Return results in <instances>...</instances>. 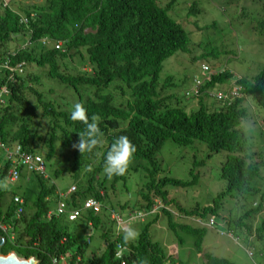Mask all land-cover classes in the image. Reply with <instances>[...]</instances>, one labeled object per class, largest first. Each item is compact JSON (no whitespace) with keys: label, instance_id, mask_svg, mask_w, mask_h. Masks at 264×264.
<instances>
[{"label":"trees","instance_id":"obj_1","mask_svg":"<svg viewBox=\"0 0 264 264\" xmlns=\"http://www.w3.org/2000/svg\"><path fill=\"white\" fill-rule=\"evenodd\" d=\"M34 1L13 7L2 6L0 0V86L7 84L9 88L7 94L0 92V178L11 166L2 148L17 142L26 151L40 152L45 164H54V178L64 174L70 177L69 185L74 183L75 189L66 195L68 205L79 206L87 196L101 205L97 212L82 210L72 221L62 215L47 219L45 213L58 190L42 176L22 169L20 180L28 178L23 184L28 190L14 191L13 187L8 191L9 195L21 196V203L13 202L12 196L9 202H1L6 191L0 188V225H5L0 228L4 241L0 253L14 251L23 258L32 256L36 264H54L52 258L66 254L63 264H120L114 255L118 242L125 248L121 257L124 264H165L168 260L174 264L172 254L169 256L158 241L152 240L150 223L144 224L137 239L124 245L122 232H116L114 221L109 219V209L123 214L148 212L153 205L151 194L164 205L169 204L171 200L164 189L168 184L186 187L196 183L194 166L188 180L157 176L160 161L156 155L166 141L181 146L203 142L209 152L225 153L219 168L224 189L211 203L184 214L200 218L221 215L224 200L235 199L234 219L224 218L226 225L244 228L249 234L263 232L264 136L250 152L252 145L240 122L247 117V98L264 111V70L252 79L238 80L242 96L230 105L209 110L200 100L197 108L187 110L174 93H168L172 75L159 80L167 58L179 51L191 53L187 31L168 14L171 6L160 5L159 0ZM257 1L262 14L259 24L264 26V0ZM189 10L194 15L201 11L193 0ZM196 31L202 32V28ZM210 55L212 51L206 50L200 54ZM19 61H24L20 72L14 69L13 80H8L10 72L2 66L6 63L14 67ZM228 78L229 73L223 72L213 76L210 84ZM76 103L84 105L89 117H100L103 132L101 145L82 154L73 147L78 143V133L84 132V125L71 119ZM259 122L264 135V116ZM120 136H127L136 147L132 170L147 171V181L136 189L133 205L128 200L113 205L110 198L107 200L104 185L108 179L115 182L122 177L109 178L104 172L107 152ZM200 164L203 162L194 165ZM252 194H259L260 201L244 208L243 199ZM161 211L176 238L181 239L177 234L181 230L195 234L194 247L200 251L204 229L178 224L169 210ZM259 213V225L251 231L252 225L246 220ZM154 216V221L159 218L157 213ZM89 228L99 233L102 245L86 257L85 233ZM203 255L207 264H232L224 258Z\"/></svg>","mask_w":264,"mask_h":264},{"label":"rangeland","instance_id":"obj_2","mask_svg":"<svg viewBox=\"0 0 264 264\" xmlns=\"http://www.w3.org/2000/svg\"><path fill=\"white\" fill-rule=\"evenodd\" d=\"M193 1L201 9L200 13L196 14V22L202 28V35L194 36L192 39L190 54L179 51L166 59L159 74V80L164 79L167 75H172V86L168 93H174L179 100V104H186L188 107H194L195 104L193 100L185 99L183 92L187 88L186 86L190 85L193 75L196 74V76L201 77L198 67L203 60L212 66L220 64L227 71L232 72L233 78L216 85L215 90L228 88L236 76L252 79L255 74L264 70V26L259 24L262 17L259 1ZM29 2H33V0H9L8 4L14 7L16 3L26 4ZM36 2L41 3L42 0ZM170 2L171 0H159V4L162 6ZM190 4L191 0H174L169 11L175 17H173L175 20L191 30H195L194 25L191 23L194 16L190 13ZM204 50L207 52L212 51V55L209 57L200 56ZM191 55L199 56L191 60ZM213 56H215V59L212 58ZM45 81L49 83V80ZM247 100L252 108L248 104L244 105L247 117L241 120L240 128L247 135L252 145L250 149V152H252L253 149H256L257 144L260 145L259 141L264 136L259 123L260 118L264 116V111L251 98ZM202 102L210 107L213 104L208 99ZM224 155L223 151L209 152L203 142H193L181 146L171 141H166L156 155L160 161L158 177L166 175L188 180L190 169L193 166L194 172L198 174L197 181L193 185L178 187L168 184L164 189L171 200L170 212L173 221L178 224H189L192 227L204 229L201 239L202 248L197 251V248L194 247L196 236L190 232L180 229L181 231H177V234L181 239L176 238V234L167 227L165 216L156 207L151 208L154 212L145 216L142 220L140 218L131 221L129 228L134 229L139 235L144 224L146 222L150 223L148 229L152 240L158 241L168 255L172 254L174 264H207L204 253L215 258H224L232 264H264V231L249 234L244 228L228 227L224 221V218L227 217L228 219H234L237 210L234 207L235 199L224 200V205L220 208L221 215H213L214 223L211 226L207 225L206 218H202L201 224H199L188 214H184L194 210V208H200L211 203L214 196L224 189L225 181L219 177V168ZM199 162H203V164L194 165ZM143 163L148 166L145 161ZM133 165L132 161L126 174L115 182L108 179L104 184L108 192L107 200L110 198L113 205L123 200H128L129 205H133L137 200L136 189H141L146 183L148 177L145 168L133 171ZM53 167L54 164L45 165V172L48 175L47 184L53 183L59 192H64L70 186V177L64 174L54 178L51 171ZM261 174L264 177V170L261 171ZM0 181L7 182L5 177ZM7 183L8 189L4 190L6 193L3 195L1 202L10 197L8 191L13 187L14 191L16 188L28 190L19 181L11 184ZM71 185L75 186L74 183H71ZM262 186H264V183H262ZM19 194H21V191H19ZM150 198L157 201L156 196L153 194L150 195ZM83 199L80 200V203ZM243 200V207L249 208L254 202L260 201V195H246ZM55 201L56 199L53 198L49 203L52 209L55 207ZM155 213L159 215V218L154 221ZM261 215L262 213H259L253 218L248 217L246 220L248 224L252 225L251 231H253L254 226L259 225ZM108 226L111 225L108 224ZM86 232H91L90 242L86 247V253H84L87 257L90 252H96L101 247L102 241L99 239L98 232H92L90 228ZM165 264H170L169 260Z\"/></svg>","mask_w":264,"mask_h":264},{"label":"clouds","instance_id":"obj_3","mask_svg":"<svg viewBox=\"0 0 264 264\" xmlns=\"http://www.w3.org/2000/svg\"><path fill=\"white\" fill-rule=\"evenodd\" d=\"M173 1L174 0H171L170 3L172 4ZM8 2H9V0H2L1 5L7 6V5H9ZM33 2H35V1L33 0ZM37 3H39V2H37ZM171 4L169 5V3H167L165 6H167V5L171 6ZM196 7L199 8L197 4H196ZM170 8L171 7H169V10H170ZM169 10H168V14L173 18L174 16L172 15V13ZM191 14H192V16H194V19H192L191 23L194 25L195 30H191L190 28L184 26L181 22L176 20L187 31L189 39H190L189 45H192V39L194 38V36L202 35V32L196 31V28H200L196 22V14L195 15L193 13H191ZM20 20L22 22H25V18H21ZM60 45L61 44L57 45L56 48L59 47ZM190 52H191V49H190ZM197 56H199V55H191L190 58H191V60H194V59H196ZM23 63H24V61H19L18 63H16V65L14 67L7 65L6 63H5V65L2 66L3 68H6L10 72V74L8 75V80H13L12 71L14 69H16L18 72H20L21 66ZM85 68H87L89 70L88 66ZM198 68H199V71L201 72V77L196 76V74L193 75L191 77L190 85L189 86L187 85L186 86L187 88L183 92L185 99L193 100V103L195 104V106L191 107L192 109H195L198 107V102L200 100L202 102L203 100H206V99L211 100L213 102L211 107L209 105H207L209 110L219 109L222 106L230 105L235 99L240 98L242 96L241 85L238 83V80L240 78H243V77L236 76L228 88L215 90L216 85L221 84L226 80H224L222 82H215L214 84L211 85L210 82L212 80V77L217 75V74L223 73V72H228L230 75V78H228V79H231V78H233L232 72L227 71L224 68V66H221L220 64H217L216 66H212L211 64L207 63L204 60L199 63ZM49 82H52V80H49ZM6 85L0 86V88H1L0 92L1 93L7 94L9 92V88ZM0 101H3V100L1 99ZM185 106H186L187 110L190 109V107H188L186 104H185ZM250 106L252 108L251 104H250ZM71 119L73 121H79L80 123H82L84 125V132L78 133L79 140H78V143L73 145L74 148L78 149V151L82 154L84 152H91L101 145L100 137L103 136V132H102L101 128L99 127L100 117L97 114H92L91 117H89L88 111L84 107V105L82 103H76L73 106V111L71 112ZM261 124L262 123H260V125ZM16 146H19L18 148H19V151H21V152L28 153L32 156H39L43 162L44 168H43V172L35 171L34 169L29 168L26 164H23L17 155H14L13 157L6 159V160H9L11 163V166H9L7 168L5 176H4L7 180V182H9L11 184L13 182L19 181L21 184H24V182L27 181L28 178L25 177L23 181L20 180V171L22 169H23V171H25L27 173L34 172V173L42 176L43 178L48 179V175L45 172V165L46 164L44 162L42 155L39 153H34V152L32 153V152L24 150L21 147V145L17 142H12L11 144L8 145V148H10V150L12 151L15 149ZM135 152H136V147H135V145L132 144V142L129 140V138L127 136H120V137L116 138V140L111 144L109 151L107 152V155L105 157V164H104L105 174L109 178H111L112 176H123V175H125L127 170H128L130 163L132 162V158H133V155ZM18 167H20V169H18ZM9 169H11V170L14 169L17 172V176H16L17 178L15 180L9 179V177L7 175V171ZM1 179L2 178H0V180ZM7 182L0 181V188L7 190L8 189V183ZM71 187H73V188H71ZM263 188H264V186H261V191L264 192ZM74 189H75V186L70 185L64 192L56 191L57 196L54 197L56 199L55 207L53 209L50 207L49 210L46 211L45 218L48 219L51 217V215H62L65 219L72 221V220H75L81 214V211L84 209H91L93 212H97L99 210L101 203H100V201L93 198L92 196L85 197L83 199L82 203L79 202L80 203L79 206L68 205V203H66V198H67L66 195H68L70 192L74 191ZM11 196H12V201L15 203H17V202L21 203L23 201L22 197L19 196L18 194H15L14 196L10 194V197L5 199V201H3V202L4 203L9 202ZM87 199L95 200L98 203V209L94 210L91 207H85L84 202ZM156 199H157V201H154L155 200L154 199L152 202L153 203L152 209H153V207H156L158 210H161V208H165V209L170 211V203L164 205L158 198H156ZM60 203L63 204L61 207L62 210L58 211L57 208H58ZM74 208L79 210V214L73 219H68V217H67L68 212ZM152 209L149 210L148 212L142 211V212H137L136 214H135V212H132V213L126 212L125 214H123L119 210L114 211L113 209H109V217H110L109 219L114 221L116 232H122L124 245H127L131 241L135 240L138 236V233L134 229L129 228V223L135 219L141 218V220H142L145 216H148L150 213L154 212ZM111 211H114L121 218L122 222L126 226V230L122 231V230L118 229V226H117L118 221L116 220V218L110 216ZM19 212H20V209L18 208L14 212V215L16 217H18ZM161 213H162V211H161ZM189 217L195 219L199 224H201L202 218L195 216V215H190ZM206 220H207V225L211 226L214 223L213 215L207 216ZM0 228L4 229L5 225L1 224ZM90 233L89 232L85 233V235H86L85 241L87 242V244L90 242ZM63 240H64V238L61 239V241H63ZM3 242H2V244H3ZM117 243L118 242L115 243L114 255L116 258H118V260H120V264H124V261L121 260V257L123 255V252L125 251V248L123 247V245L120 244L121 249L119 252L116 253V244ZM174 255H175V253H174ZM64 256H67V254ZM64 256H60V257H63V263L65 262ZM169 256H170V254H169ZM60 257L55 258V259L58 260V262H57L58 264H63L59 261ZM52 260H53V258H52ZM140 264H147V262L141 261Z\"/></svg>","mask_w":264,"mask_h":264},{"label":"built area","instance_id":"obj_4","mask_svg":"<svg viewBox=\"0 0 264 264\" xmlns=\"http://www.w3.org/2000/svg\"><path fill=\"white\" fill-rule=\"evenodd\" d=\"M0 147H1V144H0ZM19 146H16L14 150H10V148L8 147H4L2 148V152H3V155H4V158L7 159V158H11L13 157L14 155H17L19 158H20V161L23 163V164H26L29 168H32L34 169L35 171H39V172H43V162L41 160V158L39 156H32L28 153H24V152H21L19 151ZM7 175L9 177L10 180H15L17 177V172L14 170V169H9L7 171ZM73 188V187H71ZM62 203L59 204L57 210L58 211H61V207H62ZM84 206L85 207H91L92 209L94 210H97L98 209V203L93 200V199H87L85 202H84ZM79 214V210L78 209H71L69 212H68V219H73L75 218L77 215ZM111 217H114L116 218V220L118 221L117 222V226H118V229L119 230H126V226L125 224L122 222L121 218L114 212V211H111ZM121 249V246L119 243L116 244V253L119 252ZM61 263H63V257H60V260H59ZM52 262L54 264H57L58 260H56L55 258H53Z\"/></svg>","mask_w":264,"mask_h":264},{"label":"water","instance_id":"obj_5","mask_svg":"<svg viewBox=\"0 0 264 264\" xmlns=\"http://www.w3.org/2000/svg\"><path fill=\"white\" fill-rule=\"evenodd\" d=\"M3 238L0 237V245H2ZM0 264H36V259L30 256L27 258L17 256L13 251L6 254L0 253Z\"/></svg>","mask_w":264,"mask_h":264}]
</instances>
